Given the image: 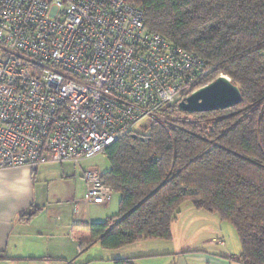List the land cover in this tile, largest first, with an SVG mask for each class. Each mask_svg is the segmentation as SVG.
I'll list each match as a JSON object with an SVG mask.
<instances>
[{"label": "built area", "instance_id": "obj_1", "mask_svg": "<svg viewBox=\"0 0 264 264\" xmlns=\"http://www.w3.org/2000/svg\"><path fill=\"white\" fill-rule=\"evenodd\" d=\"M212 70L150 31L127 0H0V169L80 164L207 85ZM82 176L85 202L112 200L97 167Z\"/></svg>", "mask_w": 264, "mask_h": 264}, {"label": "trees", "instance_id": "obj_2", "mask_svg": "<svg viewBox=\"0 0 264 264\" xmlns=\"http://www.w3.org/2000/svg\"><path fill=\"white\" fill-rule=\"evenodd\" d=\"M127 1L150 31L212 67L211 79L225 75L238 85L242 100L202 113L172 104L164 119L108 145L103 179L120 195L118 213L90 223L82 246L170 240L181 206L190 203L235 227L239 262L264 264V0Z\"/></svg>", "mask_w": 264, "mask_h": 264}, {"label": "crops", "instance_id": "obj_3", "mask_svg": "<svg viewBox=\"0 0 264 264\" xmlns=\"http://www.w3.org/2000/svg\"><path fill=\"white\" fill-rule=\"evenodd\" d=\"M67 165L46 161L36 167L0 169V264H115L118 258H129L132 264H233L227 255L200 250L224 242L219 237L197 244L206 228L222 232L223 223L208 221L211 213L190 203L181 206L170 240L143 239L118 248H104L99 241L82 246L90 236L88 225L103 220L71 197L84 195L82 171L79 190L61 191L51 185L57 177L52 172ZM61 176L67 177L63 171ZM30 211L31 217L19 218Z\"/></svg>", "mask_w": 264, "mask_h": 264}, {"label": "rangeland", "instance_id": "obj_4", "mask_svg": "<svg viewBox=\"0 0 264 264\" xmlns=\"http://www.w3.org/2000/svg\"><path fill=\"white\" fill-rule=\"evenodd\" d=\"M163 114L164 112L161 111L155 114L151 118H147V119L140 121V123L135 127V131H144V128L150 127V125H152L154 121L164 119L165 116ZM65 162L68 164L67 166H64L63 168L57 167V169L52 172V174H55V176L57 177L53 181V183H51V185H53V188L61 190V191L69 189V192H74L75 190H79V185H80L79 172L83 171L85 167H88V166L97 167L101 173L106 172L109 168L107 158L103 152L98 153L94 155L93 157L84 160L80 164H73L72 162H67V161ZM61 169L63 173L67 175V177L61 176V173H62ZM82 196H83L82 193L81 194L77 193L76 196L71 195L73 199L79 201L78 203L81 209H84L86 211L87 210L93 211L94 213H96L97 216H101L103 221L117 215L118 209H119V199H120V195L117 192L113 193L112 200L107 204H94V203H87L85 201H84L85 202L84 204V202H82ZM210 215L208 216L209 217L208 221L210 220H212V222L215 221L214 223L222 222L223 224H221V227L224 228V230H222V232L218 230L216 231L215 234H213V232L210 231L211 228L209 227L206 228V230H204L201 233L200 237L198 238L197 244L201 246L202 240L204 239L217 240V238L219 237H221L224 240V244H220L222 246H220L219 244H212L211 246L202 245V247H199V248H202L200 250H208V251L214 250L217 253L229 256L233 264L235 263L242 264L241 262L238 261V256L241 251V244H240L239 236H238V233L235 227L230 222L221 220L218 217V215L215 213H211Z\"/></svg>", "mask_w": 264, "mask_h": 264}, {"label": "water", "instance_id": "obj_5", "mask_svg": "<svg viewBox=\"0 0 264 264\" xmlns=\"http://www.w3.org/2000/svg\"><path fill=\"white\" fill-rule=\"evenodd\" d=\"M241 100L240 87L227 76L220 75L207 85L181 99L178 102V108L186 113L211 112L234 107ZM133 137H135L134 134Z\"/></svg>", "mask_w": 264, "mask_h": 264}]
</instances>
